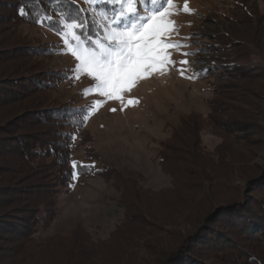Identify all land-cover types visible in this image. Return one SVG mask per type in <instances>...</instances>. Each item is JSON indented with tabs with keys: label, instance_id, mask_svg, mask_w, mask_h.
<instances>
[{
	"label": "trees",
	"instance_id": "1",
	"mask_svg": "<svg viewBox=\"0 0 264 264\" xmlns=\"http://www.w3.org/2000/svg\"><path fill=\"white\" fill-rule=\"evenodd\" d=\"M97 6L113 5L99 0ZM61 12L78 14L85 39L100 33L73 0H0V26L41 24L46 14L57 27ZM43 25L53 30L47 19ZM20 42H0V185L16 180L0 187V264H33L30 248L55 240L41 234L57 217L61 188L73 180L72 137L90 140L79 114L85 108L45 95L63 75L29 62L51 57L50 49ZM229 43L221 59H212L216 69L200 75L217 80L207 101L208 126L221 142L209 151L201 116H181L160 144L156 161L171 186L158 192L121 180L111 168L82 171L80 177H101L122 192L123 217L96 257L79 241L63 264H264V67L250 64L251 48L234 53ZM85 154V165L100 160L90 147Z\"/></svg>",
	"mask_w": 264,
	"mask_h": 264
},
{
	"label": "rangeland",
	"instance_id": "2",
	"mask_svg": "<svg viewBox=\"0 0 264 264\" xmlns=\"http://www.w3.org/2000/svg\"><path fill=\"white\" fill-rule=\"evenodd\" d=\"M73 1L101 33L98 16L94 12V8L99 6L86 3L85 0ZM184 2L174 0L179 14L172 18L180 28L179 35H173L171 39L192 46L180 52L173 50L172 59L177 62L188 59L193 62L192 67L204 69L207 73L216 69L212 59H221L224 46H231L229 42H232L236 45L234 53H242L245 47L251 48L254 53L249 58L250 64L264 67V0H188L190 9L195 10L194 15L182 11ZM11 28L0 26V42H16L19 39L20 44L26 47L45 48L52 52L51 57L40 58L39 64L34 60L29 62L37 65L42 73L55 71L63 75L57 89L45 94L55 100L54 103L87 108L93 101L104 99L93 94L83 95L94 83L90 78L83 75L79 80L71 78V70L77 61L66 54L67 49L60 34L42 24L23 23L14 30ZM100 33L95 38H99ZM181 52L196 55L185 57ZM177 67L183 66L177 63ZM193 75L191 70L186 72L188 77ZM216 81L200 76L195 79L184 78L176 67L166 74H154L139 81L124 94V104H127L128 99L138 100V104L124 107L121 111V102L107 101L89 116L86 130L90 140L84 144L79 133L76 134L73 160L86 163L85 148L90 147L100 157L94 162L95 168L114 169L122 174L121 180L125 179L130 184L138 181L139 185L154 192L169 188L170 178L160 170L156 158L160 144L170 136L171 127L180 124L181 116H201L205 125L200 137L209 151L221 142L217 131L213 126L209 127L208 119L210 108L207 101L213 96ZM113 108L115 112L110 110ZM254 162L260 163L262 160L255 157ZM112 180L115 181L114 177ZM15 182L2 180L0 187L8 183L15 186ZM121 198L122 192L112 182H105L101 177L73 178L68 187L61 188L57 217L48 230L41 234L45 239L53 237L55 240L47 247L30 248L35 258L33 264H63L71 253V246L79 241L86 242L89 254L96 257L100 243L109 239L123 217ZM24 264L31 263L26 260Z\"/></svg>",
	"mask_w": 264,
	"mask_h": 264
},
{
	"label": "snow or ice",
	"instance_id": "3",
	"mask_svg": "<svg viewBox=\"0 0 264 264\" xmlns=\"http://www.w3.org/2000/svg\"><path fill=\"white\" fill-rule=\"evenodd\" d=\"M86 3L97 4L99 0H85ZM113 5L111 9L95 7L98 16L97 23L101 27L99 38L84 35V22L69 13L61 12V21L53 27L52 17L45 14L43 19L49 21V27L60 34L66 54L77 61L71 70V78L79 80L81 76L90 78L94 83L83 95H96L104 98L93 101L87 108L79 111L83 121H87L95 110L107 101H118L123 105L135 106L138 100L128 99L124 104V94L129 92L139 81L150 78L154 74H166L172 67L184 78L195 79L204 69L192 67L193 62L183 59L179 62L172 59L173 50L180 52L192 45L182 41H173V35H179V24L172 18L179 14L174 0H104ZM118 5L119 7H116ZM151 5L150 7H144ZM21 15L25 9L21 8ZM182 11L194 15L188 0H185ZM43 19L37 22L43 25ZM185 57L196 55L192 52H181ZM177 63L183 67H177ZM195 63H198L195 62ZM191 70L194 75L186 76ZM115 112L116 109H110ZM81 125H77L79 127ZM75 140V137H72ZM73 178L82 171L90 170L95 164L85 165L73 160Z\"/></svg>",
	"mask_w": 264,
	"mask_h": 264
}]
</instances>
